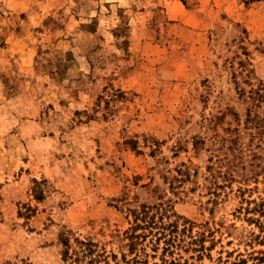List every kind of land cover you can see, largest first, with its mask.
<instances>
[{"label": "rangeland", "instance_id": "rangeland-1", "mask_svg": "<svg viewBox=\"0 0 264 264\" xmlns=\"http://www.w3.org/2000/svg\"><path fill=\"white\" fill-rule=\"evenodd\" d=\"M263 83L264 0H0V264H264Z\"/></svg>", "mask_w": 264, "mask_h": 264}, {"label": "trees", "instance_id": "trees-1", "mask_svg": "<svg viewBox=\"0 0 264 264\" xmlns=\"http://www.w3.org/2000/svg\"><path fill=\"white\" fill-rule=\"evenodd\" d=\"M260 92H263V93H258V92H252V91H249V97L248 98H253L252 99V104L251 106L248 107L247 109V118H246V122L249 126H255L257 124H259L261 122L262 119H260V116L257 112H255V108L256 105H254V100L258 101L259 99H264V83L262 85V90ZM251 94H254V95H251ZM253 106V107H252ZM227 180H229V182H231L233 179L230 178V176H226ZM249 178H251L250 175H246V176H241L240 177V181L242 180L243 182L246 181V180H249ZM171 225H167V226H164V225H158L156 227H153L156 229V231L154 232L153 236H169V238L164 241V245L167 247L165 249H168V247H172L173 245V240L171 238V236H175L173 235V233H175V229H168V227H170ZM152 228V229H153ZM152 229H151V233H152ZM132 236V235H130ZM59 241L61 243V245L68 249L69 248V240H68V237H66V235L64 233H62L60 235V238H59ZM65 255H68L67 252H65ZM92 261V260H90Z\"/></svg>", "mask_w": 264, "mask_h": 264}]
</instances>
